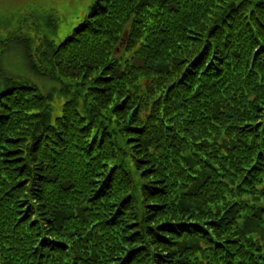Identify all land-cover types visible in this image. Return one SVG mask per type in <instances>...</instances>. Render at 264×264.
<instances>
[{"label":"trees","instance_id":"16d2710c","mask_svg":"<svg viewBox=\"0 0 264 264\" xmlns=\"http://www.w3.org/2000/svg\"><path fill=\"white\" fill-rule=\"evenodd\" d=\"M18 30L52 88L0 70V264H264V0H94L57 44Z\"/></svg>","mask_w":264,"mask_h":264},{"label":"rangeland","instance_id":"374dc122","mask_svg":"<svg viewBox=\"0 0 264 264\" xmlns=\"http://www.w3.org/2000/svg\"><path fill=\"white\" fill-rule=\"evenodd\" d=\"M94 0H0V70L6 76L25 75L35 82L43 91H49L52 85L43 78L36 77L26 71L25 61L21 57L23 47L17 44H8V33L16 26L20 32L28 34L35 46L38 38L48 35L57 44L69 35L72 29L87 15L89 7ZM26 14L35 18L26 25ZM47 16L55 18L58 22L56 34H50L44 26L42 19ZM37 19V20H36ZM2 42V43H1ZM3 45V46H2ZM7 46V47H6ZM24 61V62H23ZM2 74V75H3ZM1 81V78H0ZM55 108L53 117L58 113Z\"/></svg>","mask_w":264,"mask_h":264}]
</instances>
